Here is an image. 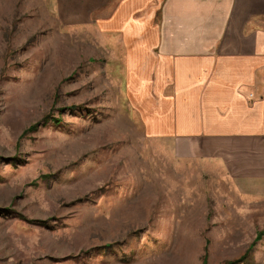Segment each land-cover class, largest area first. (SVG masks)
<instances>
[{
	"label": "rangeland",
	"instance_id": "rangeland-1",
	"mask_svg": "<svg viewBox=\"0 0 264 264\" xmlns=\"http://www.w3.org/2000/svg\"><path fill=\"white\" fill-rule=\"evenodd\" d=\"M0 0V264H264V193L146 129L115 30Z\"/></svg>",
	"mask_w": 264,
	"mask_h": 264
},
{
	"label": "crops",
	"instance_id": "crops-1",
	"mask_svg": "<svg viewBox=\"0 0 264 264\" xmlns=\"http://www.w3.org/2000/svg\"><path fill=\"white\" fill-rule=\"evenodd\" d=\"M115 30L148 134L174 157L264 193V0H53Z\"/></svg>",
	"mask_w": 264,
	"mask_h": 264
},
{
	"label": "trees",
	"instance_id": "trees-1",
	"mask_svg": "<svg viewBox=\"0 0 264 264\" xmlns=\"http://www.w3.org/2000/svg\"><path fill=\"white\" fill-rule=\"evenodd\" d=\"M233 264H235V263H233Z\"/></svg>",
	"mask_w": 264,
	"mask_h": 264
}]
</instances>
